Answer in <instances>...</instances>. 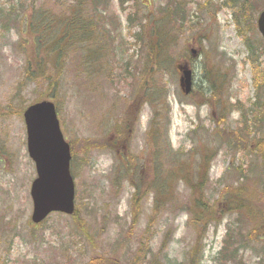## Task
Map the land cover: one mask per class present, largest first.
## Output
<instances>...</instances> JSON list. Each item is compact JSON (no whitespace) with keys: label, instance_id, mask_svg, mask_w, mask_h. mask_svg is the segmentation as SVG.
<instances>
[{"label":"rangeland","instance_id":"374dc122","mask_svg":"<svg viewBox=\"0 0 264 264\" xmlns=\"http://www.w3.org/2000/svg\"><path fill=\"white\" fill-rule=\"evenodd\" d=\"M168 1L108 0L98 7L114 39L109 55L94 60L74 52L61 68L54 66L62 78L49 85L32 80L31 70L37 71L39 11L54 14L58 0H0V264H97L90 262L96 257L107 264H132L142 247L145 256L133 264H239L223 252L228 228L238 231L239 222L236 215L223 214L230 204L227 192L242 182L264 196V157L256 142L251 152L235 145L244 112L255 137L264 139V121L256 126L254 118L256 110H264V39L256 24L250 33L256 53L250 58L229 0H212L213 15L205 8L207 0H188L195 27L185 25L161 68H153L148 27L144 40L135 33L152 18L149 11ZM244 2L256 9L264 6V0ZM192 49L198 52L194 58ZM187 61L194 72L190 94L181 89L178 71ZM225 69L230 78L224 83L225 99L210 97L209 78ZM44 100L56 103L71 144L76 207L87 231L72 215L54 213L39 225L32 221L31 186L37 171L28 152L24 111ZM220 108L227 116L219 125ZM206 154L211 158L207 198L215 208L226 204L218 211L219 226L212 224L204 233L191 217L189 184L178 181L174 190L156 197L146 182L159 159L163 184L169 171L183 168L181 162L197 176ZM129 156L136 157L132 173L120 164ZM137 185L140 204L134 200ZM250 227L247 223L241 231H251V243L243 247L239 236L234 238L238 258L243 264H264V228Z\"/></svg>","mask_w":264,"mask_h":264},{"label":"trees","instance_id":"16d2710c","mask_svg":"<svg viewBox=\"0 0 264 264\" xmlns=\"http://www.w3.org/2000/svg\"><path fill=\"white\" fill-rule=\"evenodd\" d=\"M107 1L108 0H58V3L55 5L57 11L54 14L50 11L46 13L40 9L39 15L43 14V16L41 20H39L38 27L36 28L37 33L40 34V42L37 44L34 56L35 60L33 62L37 71L34 72L31 70L32 80L37 81L38 79H43L47 81L49 85L57 84L62 77L55 73V68H61L59 67L61 61L64 59L66 62L68 59L67 57L74 52L83 51V53L88 55V59L94 60L99 58L104 59L109 55L110 49L112 48L111 41H114V39L108 30V19L106 18L105 12L98 8L105 5ZM121 1L125 3L130 0ZM188 2V0H169L165 6H158L154 11H149L150 18L152 17L150 20H146L145 17H143L146 22L140 23V32L135 33V36L137 40H144L146 38L145 33L147 32L145 29L148 27V59H151L153 68H161L164 59H166L167 55L170 53V44L186 30L185 25L191 24L192 19L190 13L187 11ZM214 4L212 0H207V5L205 7L208 12L212 11V15ZM228 4L234 7V22L239 35L246 40L250 52L249 56L252 58L253 54L256 53V48L253 42H251L252 38L250 33L252 28L256 26V18L264 6H261L260 3L259 7L256 9L255 6L253 7V5L245 3L244 0H229ZM90 8H93L94 11L89 12ZM179 17L181 19L180 22L177 21ZM129 19L133 21L131 17H129ZM194 27L195 26L190 25L188 29ZM204 38L208 39L206 36H204ZM161 44H164L163 50H161ZM189 56L192 58L191 54H189ZM31 69L34 68L31 67ZM209 80L212 89H208L206 94H210V97H214L215 99H225L224 83L227 81L229 83L230 80L228 69H225L223 73L216 71L215 75L210 77ZM240 104V102L233 104V108L238 110ZM258 105L259 103L255 102L253 109L255 110V107ZM226 116L225 109L220 108L217 123L220 125V122L224 121ZM248 116L249 114L247 112H244L242 115V120L239 125V135L236 137L237 143L235 145L239 147L240 150H245L244 152H251L250 147L254 140L256 142V150L264 157V139L255 137V133L251 131L249 124H247ZM254 118L256 126L263 123L264 110L262 107L256 110ZM157 119L158 117L153 119V125H155ZM153 132H156L155 126L153 127ZM135 159L136 157L129 156L125 158L124 161L120 162L127 173H132V169L136 167ZM210 160L211 158L208 154L202 158L197 176L194 175V170L192 171L190 169L189 164L184 165L183 162H181L180 164L183 165V168L176 172L169 171L165 181L167 179L169 180L163 184L161 175L163 162L162 159H159L152 167L155 172H153V176L149 179V183L146 182V184L149 190L155 192L156 197L158 193L162 192L165 194V189L169 190L172 188L174 190L178 181L189 184L194 199L192 204L193 207L190 209L191 217L204 233H206L212 224L219 226L221 223L219 216L221 214L219 215L218 211L222 209L223 204H226L224 203L225 200H229L230 204L227 206V211L223 215H236L239 222V230L235 231L232 227L228 228L223 252L228 251L232 261L238 260L239 264H243V259L240 257V259L238 258V248L234 246V238L239 236V244L245 247L247 244L251 243V231H249V235H244L241 229L245 228L247 223L250 224V228H253L255 231L264 228L263 192L262 194L256 193L255 188L251 189V187L246 186L242 182L238 184L233 191L229 189L225 200L220 203L217 208L213 207L207 198L205 190V183L210 172ZM176 178L178 179L176 180ZM194 179H197V181ZM261 182H264V179H261ZM134 200L138 204L143 200L138 185L135 190ZM259 202H263V205H257ZM72 217L77 223L81 225L83 223V230L87 231L84 228L86 222L81 219L82 217L78 209L75 210ZM95 243L96 242L93 244L94 246H96ZM143 256H145V247L140 248L136 252L132 264L134 262H140ZM221 257H219V260H221ZM105 260L96 257L90 262L98 261L97 264H107V259Z\"/></svg>","mask_w":264,"mask_h":264},{"label":"water","instance_id":"95a60500","mask_svg":"<svg viewBox=\"0 0 264 264\" xmlns=\"http://www.w3.org/2000/svg\"><path fill=\"white\" fill-rule=\"evenodd\" d=\"M264 37V10L258 18ZM193 55L196 50L192 49ZM180 83L186 94L193 88V73L188 64L180 65ZM28 133V151L36 165L32 183V220L43 222L53 212H75L76 185L71 173L72 152L61 129L55 102L44 100L30 105L24 112Z\"/></svg>","mask_w":264,"mask_h":264}]
</instances>
